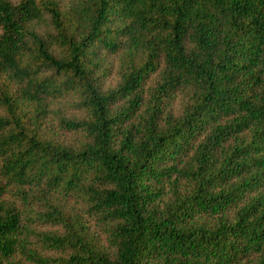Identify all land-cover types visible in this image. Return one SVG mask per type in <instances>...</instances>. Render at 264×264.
Returning <instances> with one entry per match:
<instances>
[{"label": "trees", "instance_id": "16d2710c", "mask_svg": "<svg viewBox=\"0 0 264 264\" xmlns=\"http://www.w3.org/2000/svg\"><path fill=\"white\" fill-rule=\"evenodd\" d=\"M0 264H264V0H0Z\"/></svg>", "mask_w": 264, "mask_h": 264}, {"label": "rangeland", "instance_id": "374dc122", "mask_svg": "<svg viewBox=\"0 0 264 264\" xmlns=\"http://www.w3.org/2000/svg\"><path fill=\"white\" fill-rule=\"evenodd\" d=\"M60 6H63L64 4H66V2H69V0H57ZM40 29H43V25ZM117 59L116 58H112V69L110 74L108 75V77L105 80V85H114L116 80H117V74H116V70H117ZM63 106H61L62 109ZM66 115H70V116H79V112L75 111V110H65ZM55 138L57 140H63V141H70L73 138V135L69 134V133H63L61 130L58 131V135H55Z\"/></svg>", "mask_w": 264, "mask_h": 264}]
</instances>
